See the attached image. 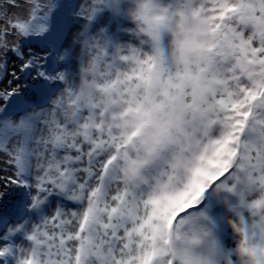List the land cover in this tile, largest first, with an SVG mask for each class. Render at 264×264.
Instances as JSON below:
<instances>
[{"label": "snow or ice", "instance_id": "1", "mask_svg": "<svg viewBox=\"0 0 264 264\" xmlns=\"http://www.w3.org/2000/svg\"><path fill=\"white\" fill-rule=\"evenodd\" d=\"M168 11L132 43L119 0H0V264H212L178 243L209 192L255 261L264 0Z\"/></svg>", "mask_w": 264, "mask_h": 264}, {"label": "clouds", "instance_id": "2", "mask_svg": "<svg viewBox=\"0 0 264 264\" xmlns=\"http://www.w3.org/2000/svg\"><path fill=\"white\" fill-rule=\"evenodd\" d=\"M172 0H119V17L129 25L127 33L136 39H144L152 42V35L159 30H164L169 24L170 12L168 11ZM231 194L222 193L221 196ZM260 199H264V192L261 193ZM223 203V200H220ZM258 222L264 220L260 208L253 209ZM208 215V214H207ZM209 216V215H208ZM210 219V217H209ZM211 220V219H210ZM207 233V234H205ZM193 239H198L199 244H192ZM216 241V247H213L212 241ZM180 247H187L195 259H209L212 264H219L220 255L219 244L215 238L214 228L211 223L199 219H194L188 229L186 240L178 242ZM250 248V246H249ZM171 249H169V252ZM238 259L243 262L245 258L252 261L249 253H240L236 249ZM258 255L253 264H264V243L260 244L257 249Z\"/></svg>", "mask_w": 264, "mask_h": 264}, {"label": "rangeland", "instance_id": "3", "mask_svg": "<svg viewBox=\"0 0 264 264\" xmlns=\"http://www.w3.org/2000/svg\"><path fill=\"white\" fill-rule=\"evenodd\" d=\"M114 25V32L117 29H126L127 27H129V25L123 19H120L118 23H114ZM118 36L121 42L135 43V41L131 39V36L127 32L119 31ZM207 199L208 202H206ZM219 205L224 207L223 213H218L217 209ZM201 210H206L210 219L215 223V225L219 226V231L214 228L215 238L218 241L220 248V255L218 257L219 264H228L229 260L235 261V237L232 233L231 228L223 219V217L228 215L226 206L215 196H213L211 192H209L205 194V200L202 205L199 206L197 209H194L193 211Z\"/></svg>", "mask_w": 264, "mask_h": 264}]
</instances>
